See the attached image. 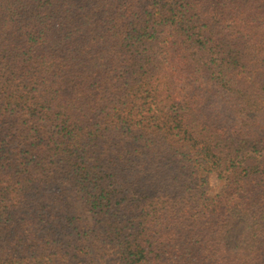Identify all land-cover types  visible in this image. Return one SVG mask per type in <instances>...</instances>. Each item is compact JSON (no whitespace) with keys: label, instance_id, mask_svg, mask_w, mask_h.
<instances>
[{"label":"trees","instance_id":"trees-1","mask_svg":"<svg viewBox=\"0 0 264 264\" xmlns=\"http://www.w3.org/2000/svg\"><path fill=\"white\" fill-rule=\"evenodd\" d=\"M106 257L264 264V0H0V264Z\"/></svg>","mask_w":264,"mask_h":264},{"label":"rangeland","instance_id":"rangeland-1","mask_svg":"<svg viewBox=\"0 0 264 264\" xmlns=\"http://www.w3.org/2000/svg\"><path fill=\"white\" fill-rule=\"evenodd\" d=\"M209 186H210L211 194L215 195L220 192L223 186V181L218 179L216 175H211L209 180ZM244 228H245L244 225H238L232 229V231L228 235L230 245L234 246L235 244H237L240 238V234L243 232ZM110 263H111V259L106 257V261L103 264H110Z\"/></svg>","mask_w":264,"mask_h":264}]
</instances>
